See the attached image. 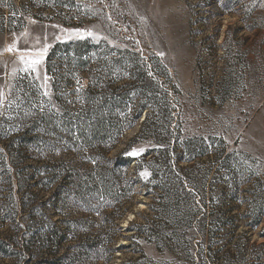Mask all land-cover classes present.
<instances>
[{"label": "rangeland", "instance_id": "374dc122", "mask_svg": "<svg viewBox=\"0 0 264 264\" xmlns=\"http://www.w3.org/2000/svg\"><path fill=\"white\" fill-rule=\"evenodd\" d=\"M0 92V264H264V0H0Z\"/></svg>", "mask_w": 264, "mask_h": 264}, {"label": "trees", "instance_id": "16d2710c", "mask_svg": "<svg viewBox=\"0 0 264 264\" xmlns=\"http://www.w3.org/2000/svg\"><path fill=\"white\" fill-rule=\"evenodd\" d=\"M74 45L75 46L78 45L77 47H80V49H78V51L68 50L67 53L72 52L76 57H84L87 55L88 52L86 50H83V46L87 45L85 42H79ZM59 46L60 48L67 47L66 45H59ZM142 95L144 96V94ZM143 107L134 111L137 117H139L143 113ZM102 129L103 126L100 125L99 122L96 125H92L91 131L93 136H96L99 133H101ZM175 143L177 144H175L174 146H172L173 145L172 143H168L166 148L162 150L161 155L163 159L159 161L162 168L165 170L163 174L164 176L162 175V179H161L160 178L161 175L157 174L156 177L160 179L159 184L157 185V189L161 193L159 198L162 200V202H169L170 205L174 207H178L179 205H181L182 197L186 196L187 199H191L190 197H192V192L189 191V187L193 188L197 194H199V191H197V187L195 185H191V184L188 185L186 179L182 176V171L177 168L180 164L179 163L180 159L181 161L187 160V157L185 155L187 153L186 152L187 149L183 148L182 151L184 153L183 155H181L177 152L178 148L176 147V145L179 146L178 141H176Z\"/></svg>", "mask_w": 264, "mask_h": 264}, {"label": "snow or ice", "instance_id": "6c2138e0", "mask_svg": "<svg viewBox=\"0 0 264 264\" xmlns=\"http://www.w3.org/2000/svg\"><path fill=\"white\" fill-rule=\"evenodd\" d=\"M89 35H91V33H89ZM16 48L15 45H12L11 47L8 48V51L11 52ZM47 52V47H45L43 49V51L41 53L38 54L37 57L34 58H30V59H25L23 56L20 57L21 62L24 63L25 65H27V67L25 69H23L25 72H28L29 70L32 72H37L38 70V65H40L42 63V59H43V55L44 53ZM162 55V54H161ZM45 79H47V77L45 76ZM45 95H47V93H45ZM4 94L3 92H0V108L4 107ZM11 106V102H9V107ZM3 113H0V115H2ZM141 152H143V149L140 150H133L132 152L129 153V155H139ZM142 175H147V173H143Z\"/></svg>", "mask_w": 264, "mask_h": 264}]
</instances>
